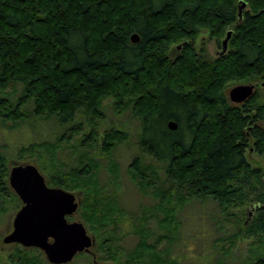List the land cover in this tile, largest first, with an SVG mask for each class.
Returning a JSON list of instances; mask_svg holds the SVG:
<instances>
[{
  "label": "trees",
  "instance_id": "1",
  "mask_svg": "<svg viewBox=\"0 0 264 264\" xmlns=\"http://www.w3.org/2000/svg\"><path fill=\"white\" fill-rule=\"evenodd\" d=\"M239 1L0 0V121L15 127L30 114L53 118L72 135L76 115L91 124L102 117L109 98L116 112L129 109L138 122L140 152L127 174L140 192L157 200L154 209L165 221L175 222L176 206L191 199L210 200L225 216L250 204L247 224L238 220L239 233L263 244L264 170L250 164L246 151L264 152V0H243L238 15ZM228 29L226 50L209 57L200 34L206 32L222 48ZM170 51H176L173 57ZM237 83L256 87L241 103L228 98V87ZM170 120L176 128L169 127ZM93 132L91 125V143ZM127 136L106 129L100 151L110 154ZM34 146L52 152L56 144ZM145 156L158 169L145 163ZM87 163L49 180L81 193V221L117 260L112 238L122 213L113 208V195H103L96 163ZM117 167L111 160L114 176ZM7 176V158L0 152V197L16 202ZM137 228L139 242L125 264H174L146 245L147 235ZM11 262L44 264L19 250ZM242 264H264V255Z\"/></svg>",
  "mask_w": 264,
  "mask_h": 264
},
{
  "label": "rangeland",
  "instance_id": "2",
  "mask_svg": "<svg viewBox=\"0 0 264 264\" xmlns=\"http://www.w3.org/2000/svg\"><path fill=\"white\" fill-rule=\"evenodd\" d=\"M202 33L200 35L207 54L209 57H216L222 48L214 38L208 37L206 32ZM200 39L199 36L197 45H201ZM175 53L176 51H170L169 55L173 57ZM234 85L236 84L230 85L228 89ZM13 88L11 86L8 90ZM101 111L102 117L95 118L93 122L89 120L91 124L85 120V116L76 115L71 123L75 128L72 135H70L72 130L69 131L67 126L58 124L53 118L42 120L30 114L31 117H26L25 121L19 122L15 127H11L8 121H0V152L7 158L8 173L15 164L30 163L38 168L47 185L60 187L50 182L49 178L58 175L57 172H64L67 168L83 167L88 164L87 162L96 163V178L103 195H113L115 203L113 208L121 210L122 220L117 223L114 232L116 234L112 238L113 247L118 246L119 250L116 252L114 249L117 254L113 256L118 258L117 260L98 246L102 237L86 228L94 237V244L86 256H74L66 264H125V258L135 252L139 242V235L135 233L137 227L147 235L145 244L154 247L162 258L173 260L174 264H242L254 254L264 255V243L254 242L253 237L239 233L241 224L238 220L240 219L243 226L247 224L246 214L249 213L250 204H246L241 210L233 209V215L225 216L210 200L202 202L191 199L176 206L175 222L165 221V214L157 208L154 209L157 200L150 194L140 192L127 174L130 161L140 152L136 142L137 120L131 116L129 109L121 113L116 112L109 98L103 101ZM91 125L93 133L96 132L92 143L87 140ZM109 128L123 130L128 136L124 142L117 144L110 154H105L100 151L99 146L103 132ZM42 142L53 143L56 146L52 152L45 147L34 146ZM31 146L34 150H29ZM23 147L28 150L21 153ZM246 156L252 166L264 170V152L257 153L253 149H248ZM111 160L118 166L115 176L109 169ZM144 161L158 169V165L149 157L145 156ZM6 182L11 190L8 176ZM70 192L76 195L80 204L81 193L78 190ZM171 204L177 205L175 201ZM20 206L21 201L18 197L16 202L0 197V264H13L11 257L17 250L25 253L27 257H36L44 264H51L44 253L36 247L3 243V237L12 230V220ZM69 218L81 221L79 211ZM147 252L146 250L145 253Z\"/></svg>",
  "mask_w": 264,
  "mask_h": 264
},
{
  "label": "water",
  "instance_id": "3",
  "mask_svg": "<svg viewBox=\"0 0 264 264\" xmlns=\"http://www.w3.org/2000/svg\"><path fill=\"white\" fill-rule=\"evenodd\" d=\"M245 2H238V15ZM231 29L222 39V52L226 50ZM136 41L139 36L131 33ZM264 85V82H261ZM255 84H236L228 89V98L241 103L254 92ZM168 125L176 128L174 121ZM8 183L21 201L12 220V230L3 237V243H18L24 247L40 249L51 264L69 263L76 254L89 251L94 237L83 222L68 219L76 213L79 200L76 195L60 187L49 186L38 168L30 163L11 166Z\"/></svg>",
  "mask_w": 264,
  "mask_h": 264
},
{
  "label": "flooded vegetation",
  "instance_id": "4",
  "mask_svg": "<svg viewBox=\"0 0 264 264\" xmlns=\"http://www.w3.org/2000/svg\"><path fill=\"white\" fill-rule=\"evenodd\" d=\"M255 88H256V87H255ZM254 90H255V89H254ZM77 209H78V208H77ZM76 212H77V211H76ZM69 217H70V216H69ZM69 217H68V219H70Z\"/></svg>",
  "mask_w": 264,
  "mask_h": 264
}]
</instances>
